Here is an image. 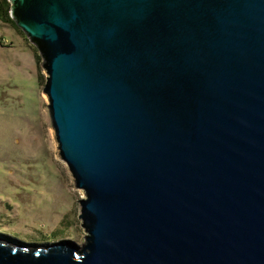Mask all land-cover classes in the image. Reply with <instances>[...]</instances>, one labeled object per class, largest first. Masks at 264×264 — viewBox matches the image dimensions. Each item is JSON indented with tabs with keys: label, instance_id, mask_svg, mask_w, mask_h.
Instances as JSON below:
<instances>
[{
	"label": "water",
	"instance_id": "obj_1",
	"mask_svg": "<svg viewBox=\"0 0 264 264\" xmlns=\"http://www.w3.org/2000/svg\"><path fill=\"white\" fill-rule=\"evenodd\" d=\"M8 2L85 234L0 264H264V0Z\"/></svg>",
	"mask_w": 264,
	"mask_h": 264
},
{
	"label": "rangeland",
	"instance_id": "obj_2",
	"mask_svg": "<svg viewBox=\"0 0 264 264\" xmlns=\"http://www.w3.org/2000/svg\"><path fill=\"white\" fill-rule=\"evenodd\" d=\"M0 238L18 244L67 239L85 232L76 203L83 198L58 157L50 127L42 57L25 34L0 22Z\"/></svg>",
	"mask_w": 264,
	"mask_h": 264
},
{
	"label": "trees",
	"instance_id": "obj_3",
	"mask_svg": "<svg viewBox=\"0 0 264 264\" xmlns=\"http://www.w3.org/2000/svg\"><path fill=\"white\" fill-rule=\"evenodd\" d=\"M0 21L3 23H7V24L9 23L13 27L18 28L9 16V2H8V0H0Z\"/></svg>",
	"mask_w": 264,
	"mask_h": 264
},
{
	"label": "built area",
	"instance_id": "obj_4",
	"mask_svg": "<svg viewBox=\"0 0 264 264\" xmlns=\"http://www.w3.org/2000/svg\"><path fill=\"white\" fill-rule=\"evenodd\" d=\"M0 42H1L2 44H6V43H8V40L5 39V38H0Z\"/></svg>",
	"mask_w": 264,
	"mask_h": 264
},
{
	"label": "crops",
	"instance_id": "obj_5",
	"mask_svg": "<svg viewBox=\"0 0 264 264\" xmlns=\"http://www.w3.org/2000/svg\"><path fill=\"white\" fill-rule=\"evenodd\" d=\"M1 22V21H0ZM2 23V22H1Z\"/></svg>",
	"mask_w": 264,
	"mask_h": 264
}]
</instances>
